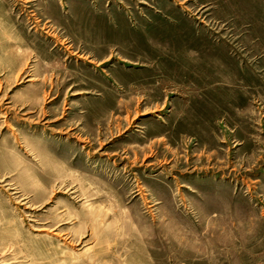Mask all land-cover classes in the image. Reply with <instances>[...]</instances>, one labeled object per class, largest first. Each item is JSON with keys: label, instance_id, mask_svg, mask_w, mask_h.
Masks as SVG:
<instances>
[{"label": "rangeland", "instance_id": "1", "mask_svg": "<svg viewBox=\"0 0 264 264\" xmlns=\"http://www.w3.org/2000/svg\"><path fill=\"white\" fill-rule=\"evenodd\" d=\"M0 264H264V0H0Z\"/></svg>", "mask_w": 264, "mask_h": 264}]
</instances>
